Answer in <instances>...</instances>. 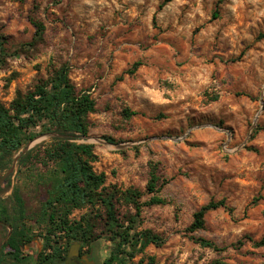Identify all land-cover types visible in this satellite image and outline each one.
<instances>
[{"label":"rangeland","instance_id":"374dc122","mask_svg":"<svg viewBox=\"0 0 264 264\" xmlns=\"http://www.w3.org/2000/svg\"><path fill=\"white\" fill-rule=\"evenodd\" d=\"M32 20L46 27L42 41L34 40ZM0 47L1 104L8 107L63 64L96 101L89 134L75 141L94 146L92 165L105 186L143 193L132 233L150 230L164 239L125 255V264H264V247L253 243L264 237V0H0ZM136 62L142 65L129 73ZM58 136H37L0 168V200L12 204L19 187L27 208L32 242L22 264L40 260L45 195L33 177L41 165H30L24 178L15 159ZM152 161L160 164L155 195L163 205H147ZM221 200L233 214L210 211L203 229L188 231L198 210ZM129 210L136 213L123 206L121 216ZM89 213L74 210L69 219ZM11 231L0 221V257ZM47 237L46 253L69 245ZM113 249L102 233L83 250L104 264Z\"/></svg>","mask_w":264,"mask_h":264},{"label":"trees","instance_id":"16d2710c","mask_svg":"<svg viewBox=\"0 0 264 264\" xmlns=\"http://www.w3.org/2000/svg\"><path fill=\"white\" fill-rule=\"evenodd\" d=\"M214 16L217 17L218 14ZM32 23L36 29L34 40L42 41L46 31L44 23L37 20H32ZM3 52V47H0V55ZM141 65L140 62L134 63L129 73L135 72ZM69 72V67L63 64L54 69L48 79L40 80L34 90L26 94L19 92L8 107L0 103V168L12 164L13 157L37 136L58 131L59 136L53 137L49 144L22 154L18 160L19 172L24 178L31 172L30 165H41L38 167L39 173L34 171L33 177L37 178L41 193L45 195L38 223L47 229L37 264H59L68 254L72 242L80 243L82 249L89 246L93 248L102 233L114 245L104 264H125V255L129 254L133 258L150 244L162 245L164 239L150 230L132 233L136 217L142 211L140 199L143 193L134 188L121 191L117 186H105V175L98 174L92 165L97 160L94 146L75 141L76 138L89 134L88 116L96 112V101L90 93L77 89ZM11 80L12 78L8 79V82ZM258 130L264 132V127ZM105 140L115 143L110 137H105ZM159 166L157 162L150 163L147 192L153 194V197L147 203L149 206L166 204L164 199L155 195L162 180ZM166 183L165 179L161 186ZM10 184L9 180L8 185ZM12 200L9 206L0 200V221L12 228L6 244L8 250L0 257V264H8V260L12 264H22L23 250L32 242V237L27 235V208L19 187L14 189ZM123 206L134 208L136 213L129 210L122 217L120 208ZM85 208L89 209L88 215L79 222L70 221L69 216L74 210ZM219 208H224L230 214L234 212L225 200L211 201L194 214V221L188 231L203 229L206 214ZM52 234L58 240L68 239L69 245L64 249L56 246L54 255L50 256L46 254L51 247L47 236ZM195 240L203 247L220 251L209 240ZM253 243L257 247H264V237ZM87 252L93 253L92 250ZM150 264H156L153 258L150 259Z\"/></svg>","mask_w":264,"mask_h":264},{"label":"water","instance_id":"95a60500","mask_svg":"<svg viewBox=\"0 0 264 264\" xmlns=\"http://www.w3.org/2000/svg\"><path fill=\"white\" fill-rule=\"evenodd\" d=\"M263 104V101H262ZM28 149H25L23 151V153L19 154L16 159H15V163H17L18 158H20V156L22 154H24ZM80 247L81 244L80 243H74L73 245L70 246L68 254H67V258L65 260H60L59 263L62 264H75V259L80 255Z\"/></svg>","mask_w":264,"mask_h":264},{"label":"flooded vegetation","instance_id":"af4514ba","mask_svg":"<svg viewBox=\"0 0 264 264\" xmlns=\"http://www.w3.org/2000/svg\"><path fill=\"white\" fill-rule=\"evenodd\" d=\"M46 254L50 255V256H53L54 252L50 250L49 253H46ZM23 258H24V256H23ZM66 258H67V254H66V256H65V258L63 260H65ZM39 261L40 260H38L37 263ZM59 264H62V263H59ZM75 264H98V263L94 260V257L92 255V253L91 252L88 253L87 251H84L82 249V246H81L80 247V255L75 259Z\"/></svg>","mask_w":264,"mask_h":264},{"label":"clouds","instance_id":"9594fccd","mask_svg":"<svg viewBox=\"0 0 264 264\" xmlns=\"http://www.w3.org/2000/svg\"><path fill=\"white\" fill-rule=\"evenodd\" d=\"M105 255H107V253H105Z\"/></svg>","mask_w":264,"mask_h":264}]
</instances>
